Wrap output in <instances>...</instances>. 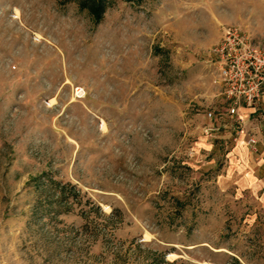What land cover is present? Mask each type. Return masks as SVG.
<instances>
[{
    "label": "rangeland",
    "instance_id": "374dc122",
    "mask_svg": "<svg viewBox=\"0 0 264 264\" xmlns=\"http://www.w3.org/2000/svg\"><path fill=\"white\" fill-rule=\"evenodd\" d=\"M241 3L0 0V264H264V212L198 148L209 49L264 48Z\"/></svg>",
    "mask_w": 264,
    "mask_h": 264
},
{
    "label": "built area",
    "instance_id": "2783aa9c",
    "mask_svg": "<svg viewBox=\"0 0 264 264\" xmlns=\"http://www.w3.org/2000/svg\"><path fill=\"white\" fill-rule=\"evenodd\" d=\"M207 56L211 99L220 102L218 107L222 111L215 113L218 107L208 106L203 133L213 137L219 131L216 122L226 117L232 129L230 142L242 136L244 145L256 153L254 127H245L239 110L253 108L264 93V48L255 45L238 29L230 28L212 45Z\"/></svg>",
    "mask_w": 264,
    "mask_h": 264
},
{
    "label": "crops",
    "instance_id": "0c3cea01",
    "mask_svg": "<svg viewBox=\"0 0 264 264\" xmlns=\"http://www.w3.org/2000/svg\"><path fill=\"white\" fill-rule=\"evenodd\" d=\"M241 2L237 12L239 25L253 33L264 28V0ZM239 115L245 127H254L256 153L244 145L242 136L236 142H230L232 132L226 117L218 123L219 131L204 139L198 148L210 154L206 161L212 162L215 154L220 157L217 180L220 188H232L237 196L248 195L264 212V93L258 104L253 108L240 109ZM217 143H223V151L219 150L221 144Z\"/></svg>",
    "mask_w": 264,
    "mask_h": 264
},
{
    "label": "trees",
    "instance_id": "16d2710c",
    "mask_svg": "<svg viewBox=\"0 0 264 264\" xmlns=\"http://www.w3.org/2000/svg\"><path fill=\"white\" fill-rule=\"evenodd\" d=\"M106 0H79V6L86 7L95 20L100 18L104 2Z\"/></svg>",
    "mask_w": 264,
    "mask_h": 264
}]
</instances>
